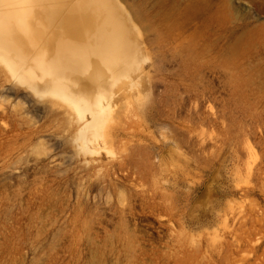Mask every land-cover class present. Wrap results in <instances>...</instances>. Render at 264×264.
Returning a JSON list of instances; mask_svg holds the SVG:
<instances>
[{
  "label": "rangeland",
  "instance_id": "rangeland-1",
  "mask_svg": "<svg viewBox=\"0 0 264 264\" xmlns=\"http://www.w3.org/2000/svg\"><path fill=\"white\" fill-rule=\"evenodd\" d=\"M111 3L103 73L38 0L0 38V264H264V0Z\"/></svg>",
  "mask_w": 264,
  "mask_h": 264
},
{
  "label": "bare ground",
  "instance_id": "bare-ground-1",
  "mask_svg": "<svg viewBox=\"0 0 264 264\" xmlns=\"http://www.w3.org/2000/svg\"><path fill=\"white\" fill-rule=\"evenodd\" d=\"M38 1L40 3V13L43 15L45 22L58 21V25L60 24L63 29L61 34L72 43L83 44L93 48V58L100 73L105 71L108 64L123 56L127 30L122 27L123 25L114 21L113 15L110 14L111 0H77L69 10L67 9L68 11L66 10L67 12L61 18L59 10L62 9L61 7L65 3H68V0ZM70 5L67 4L65 6L70 7ZM47 6L50 7V10ZM26 9L25 0H0V38L5 46L4 48L7 50H13L18 47L15 38L17 37V32L24 29L22 15ZM29 11L32 12V7ZM104 19H107L110 25L111 36H107L108 33L97 31L98 27L103 24ZM54 47L57 54L47 65L48 70L45 72V76L48 79L56 82L61 78L62 84L66 85L71 84L76 76V71L61 63L58 59L59 56L74 58L79 61L81 68L89 69L88 62L78 50L64 46L57 40H54ZM37 61L39 63L43 62L41 57H38Z\"/></svg>",
  "mask_w": 264,
  "mask_h": 264
}]
</instances>
